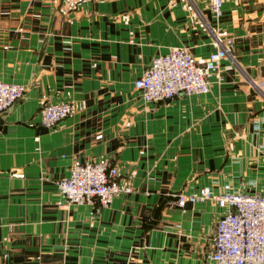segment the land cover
Segmentation results:
<instances>
[{
  "label": "crops",
  "instance_id": "1",
  "mask_svg": "<svg viewBox=\"0 0 264 264\" xmlns=\"http://www.w3.org/2000/svg\"><path fill=\"white\" fill-rule=\"evenodd\" d=\"M213 34L232 41L219 83L142 101L153 56L202 63ZM0 81L24 87L0 112V264H214L222 209L174 194L264 196V0H223L218 18L206 0H0ZM47 102L73 105L53 129ZM97 158L130 191L65 205L56 182Z\"/></svg>",
  "mask_w": 264,
  "mask_h": 264
},
{
  "label": "built area",
  "instance_id": "2",
  "mask_svg": "<svg viewBox=\"0 0 264 264\" xmlns=\"http://www.w3.org/2000/svg\"><path fill=\"white\" fill-rule=\"evenodd\" d=\"M215 18L221 15L223 0H206ZM232 45L230 38L213 34L214 49L202 63L197 62L182 46H171L165 53L153 56L141 74L132 82L143 102H157L187 94H206L212 81L219 83L220 63L227 59ZM23 85L0 81V112L9 108L23 93ZM69 102H47L38 112L39 124L46 129L59 125L72 111ZM20 177L21 172L12 171ZM62 202L107 206L114 195L127 193L121 186L117 169L106 158L74 163L68 175L56 182ZM175 203L211 199L222 209L209 243L208 257L214 264H264V196L257 192L213 194L205 186L193 194H174Z\"/></svg>",
  "mask_w": 264,
  "mask_h": 264
},
{
  "label": "water",
  "instance_id": "3",
  "mask_svg": "<svg viewBox=\"0 0 264 264\" xmlns=\"http://www.w3.org/2000/svg\"><path fill=\"white\" fill-rule=\"evenodd\" d=\"M43 130H44V129H43ZM158 209H159V208H156L153 217L157 216V211H158ZM150 222H153V221H150Z\"/></svg>",
  "mask_w": 264,
  "mask_h": 264
}]
</instances>
